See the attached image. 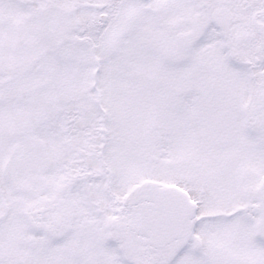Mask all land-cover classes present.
<instances>
[{
	"label": "snow or ice",
	"instance_id": "obj_1",
	"mask_svg": "<svg viewBox=\"0 0 264 264\" xmlns=\"http://www.w3.org/2000/svg\"><path fill=\"white\" fill-rule=\"evenodd\" d=\"M0 264H264V0H0Z\"/></svg>",
	"mask_w": 264,
	"mask_h": 264
}]
</instances>
